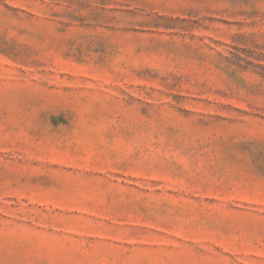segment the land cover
Instances as JSON below:
<instances>
[{
    "label": "rangeland",
    "instance_id": "rangeland-1",
    "mask_svg": "<svg viewBox=\"0 0 264 264\" xmlns=\"http://www.w3.org/2000/svg\"><path fill=\"white\" fill-rule=\"evenodd\" d=\"M0 264H264V0H0Z\"/></svg>",
    "mask_w": 264,
    "mask_h": 264
}]
</instances>
